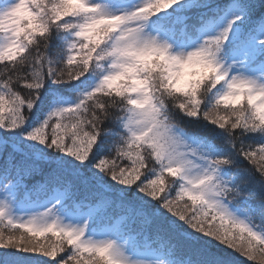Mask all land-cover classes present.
I'll return each mask as SVG.
<instances>
[{"label": "snow or ice", "instance_id": "1", "mask_svg": "<svg viewBox=\"0 0 264 264\" xmlns=\"http://www.w3.org/2000/svg\"><path fill=\"white\" fill-rule=\"evenodd\" d=\"M229 251L264 264V0H0V264Z\"/></svg>", "mask_w": 264, "mask_h": 264}, {"label": "trees", "instance_id": "2", "mask_svg": "<svg viewBox=\"0 0 264 264\" xmlns=\"http://www.w3.org/2000/svg\"><path fill=\"white\" fill-rule=\"evenodd\" d=\"M255 203H259L260 202V195L258 194L256 197V200L254 201ZM257 223H259V219H257ZM226 227L228 225H225ZM228 258L234 261V264H250V262L247 260V258L237 255L235 253H231V251H229V253L227 254Z\"/></svg>", "mask_w": 264, "mask_h": 264}]
</instances>
